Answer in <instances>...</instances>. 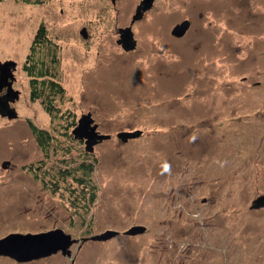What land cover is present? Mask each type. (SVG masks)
<instances>
[{"label":"rangeland","instance_id":"374dc122","mask_svg":"<svg viewBox=\"0 0 264 264\" xmlns=\"http://www.w3.org/2000/svg\"><path fill=\"white\" fill-rule=\"evenodd\" d=\"M140 1L0 0V61L17 62L21 93L19 117L0 115V239L61 228L77 240L70 258L0 264H264V207L252 208L264 195V0H155L127 52L119 28ZM42 23L51 44L35 55L56 56L65 89L56 118L31 100L23 67ZM89 112L111 135L93 152L69 136ZM30 120L50 132L46 149ZM82 162L98 187L88 207L59 173ZM108 230L120 235L90 239Z\"/></svg>","mask_w":264,"mask_h":264},{"label":"water","instance_id":"95a60500","mask_svg":"<svg viewBox=\"0 0 264 264\" xmlns=\"http://www.w3.org/2000/svg\"><path fill=\"white\" fill-rule=\"evenodd\" d=\"M116 2L117 0H112ZM154 0H142L133 16L130 26L120 28V38L118 44H121L127 52L133 51L137 47L132 25L141 20L148 10L153 7ZM191 22L185 20L177 24L172 33L178 37L183 36L189 29ZM81 34L84 38H88L86 28H83ZM15 61L0 62V92L7 86V93L0 95V115L8 117L10 120L17 119L19 114L16 108L11 106V102L19 99L20 92L13 89V70L16 68ZM99 125L95 122L92 113L83 114L79 119L77 126L73 129V135L76 139L82 140L86 144V150L93 152L95 145L104 140L110 139V134H103L99 130ZM142 131H123L118 133V137L123 141L141 136ZM9 162H4L3 167L6 168ZM264 207V195L259 196L252 205V208ZM147 231V227L138 225L127 230V235H137ZM118 231L108 230L102 234L93 235L92 240L105 241L118 235ZM77 240L71 234L66 233L63 229L57 228L41 233H11L0 239V256L10 257L17 262H30L62 251L63 255H71V246Z\"/></svg>","mask_w":264,"mask_h":264},{"label":"trees","instance_id":"16d2710c","mask_svg":"<svg viewBox=\"0 0 264 264\" xmlns=\"http://www.w3.org/2000/svg\"><path fill=\"white\" fill-rule=\"evenodd\" d=\"M28 3L41 4L45 0H24ZM47 30L42 23L32 42L31 53L27 57V61L24 65V70L30 77V96L32 101L40 100L43 104L45 110L53 117L62 116L60 114L61 108L55 106V100L58 95L63 96L65 89L61 82L56 79L54 73V68L57 67L58 59L56 56L50 61L51 66L46 64L45 59H40L36 57L35 50L37 47H44L45 45L51 44L48 42ZM54 66V67H53ZM32 133L36 137L39 145L46 149V146L51 141L50 132L46 129L40 128L35 125L31 120L29 121ZM72 126L75 128L77 126L76 120L72 121ZM69 136L75 140V136L71 133ZM59 171L61 177L68 178L71 177L73 180L72 185V201L74 206L79 205L80 201H83L86 207L88 204H93L98 195V187L92 179V173L94 172V164L82 162L79 166L69 168L66 170Z\"/></svg>","mask_w":264,"mask_h":264},{"label":"flooded vegetation","instance_id":"af4514ba","mask_svg":"<svg viewBox=\"0 0 264 264\" xmlns=\"http://www.w3.org/2000/svg\"><path fill=\"white\" fill-rule=\"evenodd\" d=\"M117 1H118V0H117ZM117 1H116V2H117ZM112 2H113V1H112ZM116 2H113V4H115ZM27 3H28V2H27ZM140 3H141V1H140ZM140 3H139V5H140ZM154 3H155V0H154ZM139 5H137L136 10H137V8H138ZM153 5H154V4H153ZM151 9H152V8H151ZM151 9H150V10H151ZM148 11H149V10H148ZM148 11L145 12L144 16L147 15ZM135 13H136V11H135ZM133 16H134V15H133ZM144 16H143V18H144ZM201 17H202V15H201ZM143 18H142L141 20H143ZM132 19H133V17H132ZM141 20H138V21H141ZM185 20H189V21L191 22V25H190L189 29L187 30V32H186L183 36L178 37V36L174 35V34L172 33V31H173L174 28H173L172 31H171V34H172L175 38H177V39H182V38H183V37L189 32V30H190L191 27H192V23H193L192 19H188V18H186V19H184L183 21H185ZM138 21H136V22H138ZM183 21H182V22H183ZM131 22H132V20H131ZM131 22H130V25H131ZM136 22H135V23H136ZM135 23H134V24H135ZM134 24L132 25V29H133V27H134ZM177 24H180V23H177ZM177 24H176V25H177ZM130 25H127V26H130ZM176 25H175V26H176ZM127 26H125V27H127ZM84 28H86V27H84ZM120 28H123V27H120ZM120 28H119V31H120ZM86 30H87V28H86ZM87 32H88V31H87ZM133 32H134V30H133ZM119 34H120V32H119ZM89 36H90V35H89V33H88V38H89ZM134 36H135V33H134ZM135 39L137 40V47H138V39H137L136 37H135ZM117 43H118V40H117ZM120 45H121V44H120ZM121 47H122V46H121ZM137 47H136V48H137ZM122 48H123V47H122ZM135 50H136V49H135ZM135 50H133V51H135ZM129 52H131V51H129ZM6 61H9V60H6ZM11 61H14V60H11ZM26 61H27V59H26ZM26 61H25V62H26ZM0 62H2V61H0ZM4 62H5V61H4ZM15 62H16V61H15ZM16 63H17V62H16ZM24 65H25V63H24ZM17 66H18V65L16 64V68L13 70V75H14L15 79L13 80V85H12V87H13V89H15V90H17V91L20 92V90H18V89L15 87V83H16V80H17V79H16L15 72H16V70H17ZM23 67H24V66H23ZM24 71H25V70H24ZM6 93H7V86L3 88V90L0 92V95H5ZM20 94H21V93H20ZM20 94H19V99H20V96H21ZM19 99H17V100L14 101V102H11V106L14 107L13 104L16 103ZM14 108H15V107H14ZM16 110H17V109H16ZM7 118H8V117H7ZM8 119H9V118H8ZM9 120H10V119H9ZM125 232H126V231H125ZM125 232H124V234H126ZM118 235H120V234H118ZM118 235H116V236H118ZM137 235H140V234H137ZM137 235H130V236H137ZM114 237H115V236H114ZM112 238H113V237H112ZM112 238H111V239H112ZM74 239H75V238H74ZM90 239H91V238H90ZM91 240H92V239H91ZM75 243H76V242H75ZM73 245H74V244H73ZM73 245H72V246H73ZM72 246H71V247H72ZM70 249H71V248H70ZM60 252L62 253V251H59V252L56 253V254H53V255H51V256L44 257V258H41V259H46V258L52 257V256H54V255L59 254ZM62 255H63V253H62ZM64 256H68V255H64ZM71 256H72V249H71V255L68 256V257L70 258ZM38 260H39V259H38ZM34 261H35V260H34Z\"/></svg>","mask_w":264,"mask_h":264}]
</instances>
